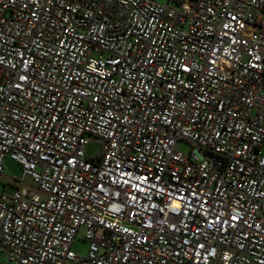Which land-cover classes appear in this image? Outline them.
I'll use <instances>...</instances> for the list:
<instances>
[{
	"label": "built area",
	"instance_id": "built-area-1",
	"mask_svg": "<svg viewBox=\"0 0 264 264\" xmlns=\"http://www.w3.org/2000/svg\"><path fill=\"white\" fill-rule=\"evenodd\" d=\"M7 157L2 264H264V0H0Z\"/></svg>",
	"mask_w": 264,
	"mask_h": 264
},
{
	"label": "rangeland",
	"instance_id": "rangeland-1",
	"mask_svg": "<svg viewBox=\"0 0 264 264\" xmlns=\"http://www.w3.org/2000/svg\"><path fill=\"white\" fill-rule=\"evenodd\" d=\"M161 2H165L166 0H160ZM173 2L170 1V5H172ZM99 143L97 141H90L86 145V153L89 156L95 155L99 151ZM177 148L182 153H189L192 150L191 144L189 141L182 139L177 143ZM5 171L6 175L9 177V181L6 182L5 177L0 176V192L5 193H11L12 192V183L14 182L12 177H18L22 173V168L19 163L16 161L6 158L5 160ZM29 181V179L27 178ZM85 234V228L81 226L77 232V235L75 236L73 243H72V249L74 252H76L79 255L85 256L89 249V241H87L84 237ZM3 261V257L0 255V262Z\"/></svg>",
	"mask_w": 264,
	"mask_h": 264
},
{
	"label": "crops",
	"instance_id": "crops-1",
	"mask_svg": "<svg viewBox=\"0 0 264 264\" xmlns=\"http://www.w3.org/2000/svg\"><path fill=\"white\" fill-rule=\"evenodd\" d=\"M7 159H8V157H7ZM6 160V159H5ZM6 172V171H5ZM0 176H3V177H5V179H6V182L7 181H9V177L6 175V173L5 174H3V175H0Z\"/></svg>",
	"mask_w": 264,
	"mask_h": 264
},
{
	"label": "trees",
	"instance_id": "trees-1",
	"mask_svg": "<svg viewBox=\"0 0 264 264\" xmlns=\"http://www.w3.org/2000/svg\"><path fill=\"white\" fill-rule=\"evenodd\" d=\"M0 264H2V263L0 262Z\"/></svg>",
	"mask_w": 264,
	"mask_h": 264
}]
</instances>
